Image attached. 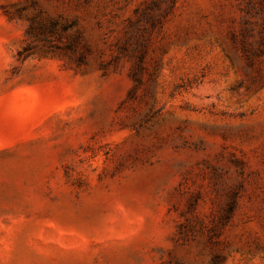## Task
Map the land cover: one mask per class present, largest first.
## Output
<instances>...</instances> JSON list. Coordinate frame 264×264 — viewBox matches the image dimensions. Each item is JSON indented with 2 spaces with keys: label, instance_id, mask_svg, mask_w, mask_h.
Returning a JSON list of instances; mask_svg holds the SVG:
<instances>
[{
  "label": "rangeland",
  "instance_id": "obj_1",
  "mask_svg": "<svg viewBox=\"0 0 264 264\" xmlns=\"http://www.w3.org/2000/svg\"><path fill=\"white\" fill-rule=\"evenodd\" d=\"M0 264H264V0H0Z\"/></svg>",
  "mask_w": 264,
  "mask_h": 264
}]
</instances>
